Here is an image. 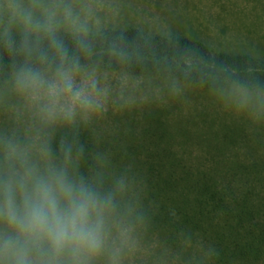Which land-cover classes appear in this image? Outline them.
I'll list each match as a JSON object with an SVG mask.
<instances>
[{"label": "clouds", "instance_id": "9594fccd", "mask_svg": "<svg viewBox=\"0 0 264 264\" xmlns=\"http://www.w3.org/2000/svg\"><path fill=\"white\" fill-rule=\"evenodd\" d=\"M262 76L251 60L205 54L162 22L130 34L120 0H0V264L139 259L158 205L133 163L99 147L97 128L194 88L261 127ZM181 241L166 261L217 264L212 242L190 232Z\"/></svg>", "mask_w": 264, "mask_h": 264}, {"label": "rangeland", "instance_id": "374dc122", "mask_svg": "<svg viewBox=\"0 0 264 264\" xmlns=\"http://www.w3.org/2000/svg\"><path fill=\"white\" fill-rule=\"evenodd\" d=\"M128 28L146 21L167 25L175 36L205 44L212 52L247 55L264 64V0H120ZM99 147L114 163L174 166L176 175H208L231 190L264 193V126L253 127L220 108L203 90H190L182 101H169L110 116L97 128ZM91 146L94 141L85 136ZM172 168V169H173ZM260 178V183L252 179ZM249 183L251 186H249ZM140 237L141 257L131 264H177L157 232ZM256 264H264V257Z\"/></svg>", "mask_w": 264, "mask_h": 264}, {"label": "trees", "instance_id": "16d2710c", "mask_svg": "<svg viewBox=\"0 0 264 264\" xmlns=\"http://www.w3.org/2000/svg\"><path fill=\"white\" fill-rule=\"evenodd\" d=\"M135 29L128 28V31L131 34ZM155 38L159 40L158 35ZM176 38L197 46L205 54L212 53L200 41L185 36ZM215 55L241 63L250 60L247 55ZM257 66L264 72V64ZM261 79L264 82V76ZM133 164L137 168V163ZM176 165L180 164L166 167V173L161 171L164 163L145 162L140 168L145 171L149 199L158 205H153L146 231L157 232L170 256L181 248V233L190 232L193 242L210 241L217 247L220 253L217 264H256L263 258L264 193H255L249 188L236 192L230 184L221 187L208 175H176L173 168ZM260 180L251 181L260 183ZM170 210H175L176 215L172 216Z\"/></svg>", "mask_w": 264, "mask_h": 264}]
</instances>
